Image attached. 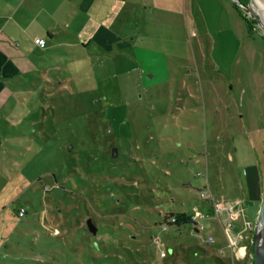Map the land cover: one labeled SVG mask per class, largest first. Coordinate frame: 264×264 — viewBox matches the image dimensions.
<instances>
[{"label": "rangeland", "instance_id": "obj_1", "mask_svg": "<svg viewBox=\"0 0 264 264\" xmlns=\"http://www.w3.org/2000/svg\"><path fill=\"white\" fill-rule=\"evenodd\" d=\"M263 2L140 0L136 33L119 40L121 52L116 34L98 33L111 48L105 59L91 52L103 48L65 49L59 63L44 61V81L30 71L25 101L6 97L13 109L0 111V138H7L0 148V264H232L214 256H221V241L206 242L218 232L202 215L176 234L174 226L160 231L153 225L166 201L178 210L200 204L206 179L211 206L218 184L227 195L241 181L246 194L249 178L261 171L264 181ZM160 40L161 55L146 61L152 53L145 46ZM29 60L28 69L36 68V58ZM213 159L218 168L207 173ZM98 169L118 182L113 188L122 193L123 212L102 198L103 208L111 207L108 214L96 212L89 177ZM87 171L78 187L77 174ZM160 183L176 193L178 205ZM251 201L255 234L258 212ZM88 217L97 234L88 230ZM226 226L221 231L230 237Z\"/></svg>", "mask_w": 264, "mask_h": 264}, {"label": "crops", "instance_id": "obj_2", "mask_svg": "<svg viewBox=\"0 0 264 264\" xmlns=\"http://www.w3.org/2000/svg\"><path fill=\"white\" fill-rule=\"evenodd\" d=\"M139 2L140 0H0V106H2L0 111L6 114L13 109L12 104L9 108L6 107L8 105L7 101L4 100L6 97L15 96L18 100L25 101V97L29 95V90H26L27 86L24 80L30 71H38L37 75L34 76L37 77V80L44 81L46 79L44 77L46 75L44 61L48 64L47 57L53 58V61L57 59L56 61L59 63L61 57L66 56V53L62 52L65 49L92 47L105 49L106 51L102 52L99 49L98 51H91L95 52L92 54L95 55L94 57L105 59L108 57V50L111 48L105 44L104 39L96 37V34L103 32L116 34L118 41H116L117 47H115L118 50L122 48L119 44L117 45L119 40L124 41L126 36L134 37L132 34L136 33L138 25H135L134 16L135 11L139 9ZM41 40H44L43 46L38 44ZM94 42L98 43L96 47L93 45ZM161 45L164 44L160 40L156 45L145 46L152 53L145 60L154 61L153 58L155 59L157 53L160 54L156 50H162ZM134 46L136 47V44ZM137 50L140 51L141 49ZM119 52L121 51L119 50ZM30 57L36 58L37 62V67L31 70L28 69L29 66L33 65L30 63ZM86 57L90 59V57ZM17 102L21 107L26 106L20 101ZM21 112L23 111L19 110L17 114H21ZM3 139L0 138V148ZM255 152L252 151L251 153L254 159H256ZM12 153L9 152V154ZM230 158L231 161H235L236 158L238 162L240 161L239 155H231ZM218 163L217 159H213L211 165L207 161V173L209 170L216 171ZM261 175L262 173L259 171L256 176H252V180L249 178L246 181V194H243L241 181L234 183L235 192L230 190L227 195H225V190L221 184L216 185L217 193H214H216L218 203L222 206L221 209L219 208L221 214L227 216L225 208L228 204H231L230 207L235 211L232 217L234 226L230 237L222 233L223 218L219 212L216 214L211 203L206 201L204 204L200 203L194 206L196 213H204L199 218H203L202 220L207 222L205 224L207 228L215 226L217 235L213 237L208 234L207 236L211 242H214L216 238L220 239L218 252L222 261L224 257H227L232 260V264H253L254 240L252 239L254 231L246 228L245 222L248 219V221H253L256 216L251 200L256 203V212L260 207L264 190V181ZM221 177L225 183L224 175ZM216 182L219 183L220 180ZM255 189H257L256 192ZM247 200L250 204L248 208L250 217L248 219H246L247 214L243 206ZM200 226L202 227L204 224H200Z\"/></svg>", "mask_w": 264, "mask_h": 264}, {"label": "trees", "instance_id": "obj_3", "mask_svg": "<svg viewBox=\"0 0 264 264\" xmlns=\"http://www.w3.org/2000/svg\"><path fill=\"white\" fill-rule=\"evenodd\" d=\"M239 2L242 4V5H246L248 4L249 0H239ZM235 6L237 7V9L239 10V13L241 15V17L245 20L246 24H247V27L250 31L254 30V27L252 25V22L250 19H248L243 13L242 11L240 10L239 6H238V3L235 2ZM112 146V145H111ZM109 155V153L107 154V156ZM109 157V156H108ZM135 161H137L135 159ZM99 174L98 176L94 175V173H92V175H90L89 179L92 181V186H93V189H92V192H91V196H92V199L93 200H96V202L98 203L97 205L99 206L97 209H96V212L101 211V214H108V210L110 209V207L112 206L114 208V210H116L117 212L116 213H121L123 211H121L120 209H123V206L117 202V196H121L122 193L120 191H116L113 186L115 184H118V182H116L115 180H109V178L107 177V175L109 176L108 173H102L104 172L103 170L101 169H98L97 171ZM88 173V171L84 174H77V178L76 180H78V184H82V183H85L86 181H84L85 178L84 176ZM110 173H112L110 171ZM103 174H106L105 176H103ZM113 175H116L115 172L112 173ZM165 174L168 175L169 173H167L165 171ZM199 175H202V173H198ZM62 175V174H61ZM169 176V175H168ZM204 176V174H203ZM206 177V175H205ZM89 180V181H90ZM160 185H162L160 183ZM110 186V187H109ZM166 188V190L168 191V193H170V199H171V203H174L178 205V202H177V199L175 198V196L173 194H176L175 192H172L168 187H166V184L165 185H162ZM79 187V185H78ZM264 187V186H263ZM206 189H209L210 191V186L208 184V181L206 179V184L204 185L203 184V187L202 189L200 190V197H201V204H204L206 201L207 202H210L209 200V197H202L201 196V193L203 190H206ZM115 192V195L112 196V194H114ZM82 195L86 196V194L84 192H81ZM81 195V196H82ZM83 196V197H84ZM158 198H162V199H165L164 197L165 196H160V195H157ZM104 199V200H107V199H110L112 200V204L111 206L107 205L106 207L103 208L104 205H102L98 200L99 199ZM121 199V198H120ZM119 199V201H120ZM164 207H165V211H160V213H158L159 217L161 218L160 220L154 222L155 225H153V229L157 226L159 227L160 231H170L171 229H169L170 226H174V232L173 234H176V232H180L181 229H185V227H187L188 225H190V222H194V220L197 221V217H196V208H188V209H184V210H178L177 209V206L176 205H171L169 202H164ZM202 206V205H201ZM200 206V207H201ZM199 207V206H198ZM212 207L214 209V203L212 204ZM86 210H88V207L86 208ZM25 212H23L24 214ZM208 213V212H207ZM21 214V215H23ZM100 214V213H99ZM204 214V213H201V215ZM109 226V225H108ZM112 227V226H111ZM252 230V229H251ZM254 231V230H252ZM130 233L133 232L132 230L129 231ZM171 233V232H170ZM158 235V234H157ZM208 237V236H207ZM157 239V238H156ZM206 241V240H205ZM172 241H169V250L172 251V253L176 252L178 253V246H175L174 243H171ZM208 244L211 243L210 239L208 238V241H206ZM182 247V245H181ZM201 250L205 251L206 252V248H200ZM209 253V252H208ZM163 254V253H162ZM179 254V253H178ZM210 254V253H209ZM212 255V254H211ZM166 256V255H165ZM216 258H218V260L223 263L222 261V257L221 256H216L214 255Z\"/></svg>", "mask_w": 264, "mask_h": 264}, {"label": "water", "instance_id": "obj_4", "mask_svg": "<svg viewBox=\"0 0 264 264\" xmlns=\"http://www.w3.org/2000/svg\"><path fill=\"white\" fill-rule=\"evenodd\" d=\"M116 150L117 149L115 148L114 151L116 152ZM86 224L91 233L97 234L98 228L91 217L86 219ZM253 264H264V190L257 215V223L254 234Z\"/></svg>", "mask_w": 264, "mask_h": 264}, {"label": "built area", "instance_id": "obj_5", "mask_svg": "<svg viewBox=\"0 0 264 264\" xmlns=\"http://www.w3.org/2000/svg\"><path fill=\"white\" fill-rule=\"evenodd\" d=\"M38 44L40 45V46H43L44 45V40H41V41H39L38 42ZM209 189H206V190H203L202 191V193H201V196L202 197H209ZM214 211L216 212V214H218V212H219V203H218V201H217V199H215L214 200ZM25 211V209L23 208V207H21L20 209H19V213L20 214H23V212ZM198 215H201V213H196V217L198 216ZM228 216V219H229V221H228V223H226L225 224V220H224V227L226 226V225H228V226H230V231L232 230V228H233V226H234V224H233V222H232V217L234 216V215H232V216H230L229 214L227 215ZM245 225H246V228H249V229H251V228H253V223H252V221H246L245 222ZM227 227V226H226Z\"/></svg>", "mask_w": 264, "mask_h": 264}, {"label": "bare ground", "instance_id": "obj_6", "mask_svg": "<svg viewBox=\"0 0 264 264\" xmlns=\"http://www.w3.org/2000/svg\"><path fill=\"white\" fill-rule=\"evenodd\" d=\"M264 3V2H263ZM260 14H261V21H262V25H264V12H260ZM264 27V26H263Z\"/></svg>", "mask_w": 264, "mask_h": 264}]
</instances>
